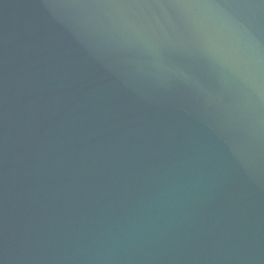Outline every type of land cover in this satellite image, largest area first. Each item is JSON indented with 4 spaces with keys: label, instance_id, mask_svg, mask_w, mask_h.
I'll list each match as a JSON object with an SVG mask.
<instances>
[{
    "label": "water",
    "instance_id": "1",
    "mask_svg": "<svg viewBox=\"0 0 264 264\" xmlns=\"http://www.w3.org/2000/svg\"><path fill=\"white\" fill-rule=\"evenodd\" d=\"M0 264H264V0H0Z\"/></svg>",
    "mask_w": 264,
    "mask_h": 264
}]
</instances>
